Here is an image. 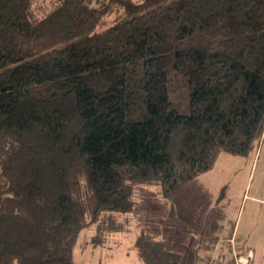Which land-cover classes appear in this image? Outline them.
<instances>
[{"label": "trees", "instance_id": "16d2710c", "mask_svg": "<svg viewBox=\"0 0 264 264\" xmlns=\"http://www.w3.org/2000/svg\"><path fill=\"white\" fill-rule=\"evenodd\" d=\"M264 134V0H0V264H76ZM145 264H182L149 231ZM223 264H235L231 246Z\"/></svg>", "mask_w": 264, "mask_h": 264}, {"label": "rangeland", "instance_id": "374dc122", "mask_svg": "<svg viewBox=\"0 0 264 264\" xmlns=\"http://www.w3.org/2000/svg\"><path fill=\"white\" fill-rule=\"evenodd\" d=\"M156 188L157 185L146 187L149 192L144 195L136 192L132 210L120 214L121 219L128 220L125 228L109 233L105 242L95 244L91 239L93 225L84 227L73 248V261L76 264H145L138 257L134 241L141 231H149L164 237L182 255V264H201L204 253L209 252L217 237L231 235L239 210L237 237L244 236L248 225L257 219L259 208L250 199L243 200V193L264 201V134L249 155L222 152L211 170L183 183L173 202L176 217L167 216L165 212L170 204L156 193ZM180 211L187 212L188 216L186 221L178 223L175 218L181 220ZM202 218L206 222L204 227L199 223ZM256 247L258 253L253 264H264V245Z\"/></svg>", "mask_w": 264, "mask_h": 264}, {"label": "crops", "instance_id": "0c3cea01", "mask_svg": "<svg viewBox=\"0 0 264 264\" xmlns=\"http://www.w3.org/2000/svg\"><path fill=\"white\" fill-rule=\"evenodd\" d=\"M148 190L149 189H146V187H144V188L138 189L137 191L140 192V195L141 194L144 195L145 192H149ZM156 193H158L157 189H156ZM158 195L161 196L159 193H158ZM242 198H243V200H245L246 198L250 199L255 204H258L259 214L257 216V219L252 224L248 225V227L244 231V234H243L244 236L237 237L238 228H239V224H238V221H237L239 213H240V210H239L237 215H236L235 223L233 224V227H232L231 235L227 236V237H217L215 241H217V240H226L227 238H230L231 236H235L236 243L240 244L242 246L241 249H240V252H244V251H247L249 249L252 250L254 256H253L251 264H253L254 259H255L256 255H257L256 253H258V248L256 246L260 245V244L264 245V207L262 206V205H264V201L262 200L263 198H261V197H256L254 195H249L247 193H243ZM174 200H175V198H174ZM168 209H169V207H168ZM168 209L165 212L167 214V216H168V213H167ZM183 209L185 210L186 207H182V210ZM180 212H181V214H180L181 220H179V218H175V222L179 223V222L186 221L185 217L188 216V213L185 212V211H180ZM175 217H176V215H175ZM125 220H126V223H127V221H128L127 218H125ZM199 223L201 224L202 227H204L206 225V222H205L204 218H202V220ZM153 235L156 236L155 234H153ZM157 238H160V239H163V240L167 241L162 236H158ZM204 244H205V242H204ZM174 250H176V249H174Z\"/></svg>", "mask_w": 264, "mask_h": 264}, {"label": "built area", "instance_id": "2783aa9c", "mask_svg": "<svg viewBox=\"0 0 264 264\" xmlns=\"http://www.w3.org/2000/svg\"><path fill=\"white\" fill-rule=\"evenodd\" d=\"M223 242L230 244L231 255H233L235 264H251L254 256L252 250L240 252L238 249L241 245L236 243L235 236H231L226 240H217L214 244H211L209 252L204 253L201 264H223L222 257L220 256V247Z\"/></svg>", "mask_w": 264, "mask_h": 264}]
</instances>
